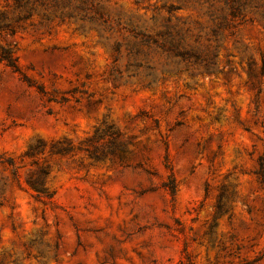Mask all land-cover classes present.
<instances>
[{"label":"rangeland","instance_id":"1","mask_svg":"<svg viewBox=\"0 0 264 264\" xmlns=\"http://www.w3.org/2000/svg\"><path fill=\"white\" fill-rule=\"evenodd\" d=\"M91 1L86 30L37 13L0 28L19 64L0 59V264H264V0H241L217 39L225 0ZM14 7L0 0V15ZM101 16L151 35L178 26L216 68L118 79L105 37L130 38L100 32ZM110 126L128 143L121 160L49 159L53 142L96 143ZM37 142L45 153L25 156ZM35 159L52 197L24 182Z\"/></svg>","mask_w":264,"mask_h":264},{"label":"trees","instance_id":"2","mask_svg":"<svg viewBox=\"0 0 264 264\" xmlns=\"http://www.w3.org/2000/svg\"><path fill=\"white\" fill-rule=\"evenodd\" d=\"M228 12L219 16V22L212 29L215 39L220 35L223 27L229 26L227 23L230 17H235L244 5L241 0H225ZM14 9L18 12L16 16L0 15V28L6 30L9 34H15L19 29L23 28L22 21L27 20L37 13L42 19L47 21L56 20L58 23L73 21L79 24V28L86 30L87 22L95 23L97 9L91 0H14ZM180 6L169 5L168 11L179 9ZM98 23L100 32L118 29L128 32L129 41L114 40L111 42L110 37H105V42L111 49L113 70L116 72L118 79H140L145 77L149 80L148 84L157 81L158 76L165 79L169 74L187 70L190 74L198 73L199 68L205 71H213L216 68L215 51L208 54L198 45L191 44L187 34L178 26H166L156 35H151L137 29L136 27H124L121 22L116 21L115 24L104 16ZM213 20L214 18L211 14ZM95 25V24H94ZM104 37L103 34H101ZM199 38L196 39V43ZM157 52L166 61L158 67L152 52ZM0 59L5 61L7 66L15 71L19 70L17 57L9 48H0ZM123 62V63H122ZM160 69V73L158 72ZM264 71V70H263ZM104 134L102 142L88 141L78 147L71 145L65 141L53 142L47 149L49 159H61L64 157H74L78 153H83L88 159L94 162H101L106 159L121 160L128 152V143L121 139V134L110 126ZM46 145L41 142L34 143L29 146L25 156L35 158L39 154H44ZM48 159V160H49ZM48 160H45L46 163ZM10 165H14L12 160H8ZM33 164L38 165L37 169L31 170L25 177L24 182L33 188L38 196L52 197L53 193L48 192L47 179L50 175L49 165H39L38 160H33ZM261 175L264 177V157L260 160ZM14 178L17 177L16 170L13 171ZM20 182L19 180L17 181ZM171 192L174 191V185H169ZM1 192V187H0ZM3 196L0 194V204H2ZM224 192L218 195L215 214L221 215L227 211V203Z\"/></svg>","mask_w":264,"mask_h":264}]
</instances>
